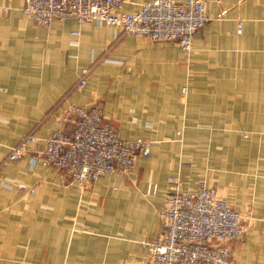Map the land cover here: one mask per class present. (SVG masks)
I'll use <instances>...</instances> for the list:
<instances>
[{
    "label": "crops",
    "instance_id": "1",
    "mask_svg": "<svg viewBox=\"0 0 264 264\" xmlns=\"http://www.w3.org/2000/svg\"><path fill=\"white\" fill-rule=\"evenodd\" d=\"M146 1L127 0L123 10ZM205 1L210 19L187 58L173 42L103 24L55 19L41 26L23 13V0H0L7 7L0 11V264H143L141 241L160 232L158 212L174 189L168 176L180 171L163 149V133L182 118L199 128L189 130L198 148L187 154L196 160L184 170L183 188L197 189L206 174L237 209L252 206L254 226L229 248L235 264H264V178L251 185L238 133L264 128V0ZM84 71L86 85L75 87ZM72 105H98L124 139L156 138L150 156L137 157L132 173L105 174L85 188L54 167H33L30 155L2 164L30 131L47 137ZM220 126L230 131L211 128ZM257 135L264 141V132ZM208 141L202 154L198 143ZM234 183L244 185L240 198L229 196L226 185ZM151 184L156 191L148 193Z\"/></svg>",
    "mask_w": 264,
    "mask_h": 264
},
{
    "label": "built area",
    "instance_id": "2",
    "mask_svg": "<svg viewBox=\"0 0 264 264\" xmlns=\"http://www.w3.org/2000/svg\"><path fill=\"white\" fill-rule=\"evenodd\" d=\"M23 1V13L41 26L55 19L103 24L121 35L173 42L187 54L196 32L210 19L205 0H147L135 12L123 10L127 0ZM0 11L7 7L0 6ZM87 73L81 74L75 87L86 85ZM27 154L33 167H54L71 184L85 187L105 174L132 173L137 157L150 156L151 143L143 137L124 139L104 121L97 105H72L47 137L30 131L10 147L2 164L19 162ZM169 181L174 189L158 212L161 230L141 241L146 264H235L229 243L243 238L254 218L240 213L206 184L187 190L178 176L170 175ZM154 191L156 185H149L148 193Z\"/></svg>",
    "mask_w": 264,
    "mask_h": 264
},
{
    "label": "rangeland",
    "instance_id": "3",
    "mask_svg": "<svg viewBox=\"0 0 264 264\" xmlns=\"http://www.w3.org/2000/svg\"><path fill=\"white\" fill-rule=\"evenodd\" d=\"M190 53L189 54L185 53L187 58L190 55ZM184 88L187 89V91L183 89V91H184L183 93L185 94V97H186L187 96V92H188V86L186 85ZM183 117H184V115H183ZM184 121H186V119L182 118L181 122H180V124L178 126H173L170 130L166 129V132L163 133V137L167 136L166 137L167 141L166 142H161L162 145H163V149H165L168 153L171 152L172 155H174V156H172L171 161L177 167L175 172L180 170L177 173H175V174L173 173L171 175L180 177L181 181L182 180L184 181V170L185 171L188 170L186 167H193L196 159H193L192 156H194L196 148H198L197 143L194 140L196 138L193 137V134L189 135V130H192L194 128L199 130V128H197V127H188L186 122H184ZM145 126L150 128V129H154V127L152 126L150 121L146 122ZM114 127H116V126H114ZM211 128H215V129L219 128L221 133L230 131V126H220V127H211ZM211 128H208L207 130L209 131V133H214V129H211ZM116 129H117V127H116ZM240 130H243V131H240ZM261 132H264V128L260 129V131H258L257 128H253L252 129V128H249V127H241V128L238 129V133L239 134L242 133V136H243L242 137L243 138V143H241V144L245 145L241 149H244L245 151H247V154L250 155V167H251V170L253 171L250 174L251 175V179H253V183L252 182H250V183H251V185L252 184L255 185V188L257 187V184H260V182L264 178V174L260 173V172H263V171L259 170V169H263L264 168V161L262 159V157H264V141H259V136L260 135H257V133L260 134ZM252 134H255V135L252 136ZM138 137H143L144 139L149 141L151 143V149H153L154 145H156L155 144L157 142L156 138L146 137V136H142V135H140ZM190 137H192V138L188 139ZM209 143H211V142L208 141L206 143H198L202 147L200 149L202 154L206 153L207 150L211 148V144H209ZM218 145H225V143H219ZM175 154L177 155V158L175 157ZM187 154H191L192 156L191 155L188 156ZM189 157H191V158H189ZM11 164H8V165H11ZM169 176H168V179H169ZM209 178L210 177H208L206 174H204L201 177V179L199 180L198 185L200 183L206 184L213 191L217 192L220 195V197H222V198L224 197L223 199H225L228 202V204H230L235 209H237L235 207V204H234V202L236 203V201L234 199H232V201L228 200L221 193L222 192L221 191L222 187L221 186H218V187L216 186V184H218V180L216 182V181H212ZM226 186H227V190L230 192L229 196H233V197H235V196L237 197L238 196L237 198H240L241 188L244 187L243 184L241 185L240 183H238L236 185L234 183V184H231L229 186L227 184ZM231 186H233V189L229 188ZM23 187H24L23 189H26V186H23ZM60 187H64V185H61ZM85 187H87V186H85ZM222 189L226 190L225 188H222ZM28 192L32 194L34 192V189L30 188ZM254 196H256V193H255ZM237 210L240 211V213H242V214H246V215L250 214L251 217L254 218V220H255V217H254L255 209L252 206L248 205L246 207V209H244V211L241 210V209H237ZM46 212L48 213L49 211H46ZM27 254L29 255V257H34V258L38 257V254H36V253H27ZM142 263L146 264V251H145L144 261ZM25 264H50V262H49V260H47L46 262H42V263H40L39 261L30 262V261L26 260Z\"/></svg>",
    "mask_w": 264,
    "mask_h": 264
},
{
    "label": "trees",
    "instance_id": "4",
    "mask_svg": "<svg viewBox=\"0 0 264 264\" xmlns=\"http://www.w3.org/2000/svg\"><path fill=\"white\" fill-rule=\"evenodd\" d=\"M70 126V125H69ZM69 126H68V128H69ZM71 127V126H70ZM72 128V127H71Z\"/></svg>",
    "mask_w": 264,
    "mask_h": 264
}]
</instances>
